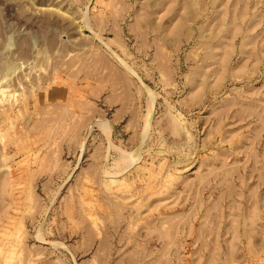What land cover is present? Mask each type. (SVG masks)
I'll use <instances>...</instances> for the list:
<instances>
[{
    "label": "rangeland",
    "instance_id": "374dc122",
    "mask_svg": "<svg viewBox=\"0 0 264 264\" xmlns=\"http://www.w3.org/2000/svg\"><path fill=\"white\" fill-rule=\"evenodd\" d=\"M0 183V264H264V0H0Z\"/></svg>",
    "mask_w": 264,
    "mask_h": 264
},
{
    "label": "bare ground",
    "instance_id": "6f19581e",
    "mask_svg": "<svg viewBox=\"0 0 264 264\" xmlns=\"http://www.w3.org/2000/svg\"><path fill=\"white\" fill-rule=\"evenodd\" d=\"M102 129H103L105 135H107V128L105 125H102ZM135 156H136V153H133V155L132 154H121L120 159H121V161L126 163L127 161H130L131 159H132V161H134L133 158H136ZM126 165H127V167H129L128 163H126L125 166Z\"/></svg>",
    "mask_w": 264,
    "mask_h": 264
},
{
    "label": "crops",
    "instance_id": "0c3cea01",
    "mask_svg": "<svg viewBox=\"0 0 264 264\" xmlns=\"http://www.w3.org/2000/svg\"><path fill=\"white\" fill-rule=\"evenodd\" d=\"M1 183H2V182H1ZM1 183H0V187H2V186H3V184H1Z\"/></svg>",
    "mask_w": 264,
    "mask_h": 264
}]
</instances>
